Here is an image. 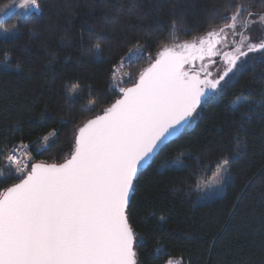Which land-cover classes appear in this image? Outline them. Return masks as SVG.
<instances>
[{"label": "trees", "instance_id": "1", "mask_svg": "<svg viewBox=\"0 0 264 264\" xmlns=\"http://www.w3.org/2000/svg\"><path fill=\"white\" fill-rule=\"evenodd\" d=\"M239 6L241 17L264 16V0H39V11L14 7L0 17L17 25L0 29V191L18 182L4 166L13 147L27 145L30 163H62L78 129L120 98V87L133 86L160 50L222 28ZM137 48L144 58L125 63ZM261 57L237 60L236 77L203 100L192 126L140 174L127 210L137 264H264ZM222 156L231 161L222 192L199 202L196 188ZM174 161L179 170L169 167Z\"/></svg>", "mask_w": 264, "mask_h": 264}, {"label": "snow or ice", "instance_id": "2", "mask_svg": "<svg viewBox=\"0 0 264 264\" xmlns=\"http://www.w3.org/2000/svg\"><path fill=\"white\" fill-rule=\"evenodd\" d=\"M12 3L19 9L39 11V0H32L28 7L16 0ZM11 6L0 10V17ZM241 7L225 17L233 22L226 27L236 28ZM252 15L249 11L248 16ZM243 22L247 24V18ZM258 22L264 24V16ZM204 43L185 45L179 51L166 49L154 62L149 60L150 67L138 82L120 87L122 96L79 128L64 163L17 167L18 182L0 191V264H137L136 238L127 210L140 174L193 123L202 98L205 102L215 98L212 92L218 86L223 90L236 77L237 60L249 52H264V41L249 42L247 50L237 49L239 55L211 80L195 70L196 60L216 54L210 42L207 48ZM143 58L137 48L125 63ZM8 159L19 165L15 156ZM230 165L228 157L220 158L217 185L224 183ZM169 167L179 170L180 162Z\"/></svg>", "mask_w": 264, "mask_h": 264}, {"label": "rangeland", "instance_id": "3", "mask_svg": "<svg viewBox=\"0 0 264 264\" xmlns=\"http://www.w3.org/2000/svg\"><path fill=\"white\" fill-rule=\"evenodd\" d=\"M12 5V4H11ZM15 5L11 6L10 8L6 9L3 13V16L6 15L8 12L14 8ZM17 8V7H15ZM34 8L29 7V9L24 11H31ZM35 10V9H34ZM2 16V17H3ZM261 16H249V17H241L239 16L237 18V21L235 22L236 28H229L223 26L219 29L210 30L205 35L192 39L190 41H186L174 46L166 47L162 50H160L155 58H159L160 54L167 50H176L179 51L182 46H189L196 45L197 47H200V42L204 41V47L207 48L209 42L213 46V52L216 53L212 56H205L203 60H196L195 63V70L199 73L201 78H208L211 80H216L226 69L227 61L233 57H236L239 55L237 49L240 51H246L247 50V44L249 42L252 43H259L261 41H264V24L258 22L259 18ZM247 18V24L243 22V19ZM252 21H257L256 23H252ZM233 23L231 20L228 22V24ZM129 56V55H128ZM127 56V57H128ZM127 57L123 61H126ZM186 68L191 70V66L186 65ZM230 74V73H229ZM119 76V71H116L114 78L117 79ZM228 77H225V80H227ZM221 84H224V81H221ZM221 90V87L218 86L216 90L212 92V97H214L219 91ZM211 98V97H210ZM198 113V111H197ZM196 114H194V120L196 119ZM192 123V124H193ZM192 124L190 126H192ZM189 126V127H190ZM186 127V128H189ZM49 137H45L42 140L43 146L47 144ZM24 160L30 163V155L25 149L24 153ZM219 171L218 167L215 169L214 173L211 175V177L205 181L202 182L199 186L196 188V192L198 194L199 202L213 199L218 197L222 189L225 185V182L228 178V173L225 174V181L223 184L217 185L215 183V179L217 172ZM170 264H179L178 261L170 260ZM169 262L167 264H169Z\"/></svg>", "mask_w": 264, "mask_h": 264}, {"label": "built area", "instance_id": "4", "mask_svg": "<svg viewBox=\"0 0 264 264\" xmlns=\"http://www.w3.org/2000/svg\"><path fill=\"white\" fill-rule=\"evenodd\" d=\"M24 153H25V148L21 146L13 147L5 157L4 166L12 169L16 173L18 166L23 167V165L28 163L27 161L24 160ZM9 156H15L19 161V165L12 164V162L9 161L8 159Z\"/></svg>", "mask_w": 264, "mask_h": 264}, {"label": "clouds", "instance_id": "5", "mask_svg": "<svg viewBox=\"0 0 264 264\" xmlns=\"http://www.w3.org/2000/svg\"><path fill=\"white\" fill-rule=\"evenodd\" d=\"M12 2H13V0H12ZM16 2H17V0H16ZM18 4L21 7H28V6H31L32 0H18ZM8 5H9V3H7V2L0 3V10H3ZM16 27H17V25L15 24V22L13 24L7 25V26L0 24V29H2L4 31H11L12 29H14ZM98 46H100V44L98 42L93 44L94 48H97Z\"/></svg>", "mask_w": 264, "mask_h": 264}, {"label": "water", "instance_id": "6", "mask_svg": "<svg viewBox=\"0 0 264 264\" xmlns=\"http://www.w3.org/2000/svg\"><path fill=\"white\" fill-rule=\"evenodd\" d=\"M149 67H150V65H149L148 67H146V68L141 72V74L144 73ZM141 74H140V75H141ZM140 75H139V77H140ZM139 77H138V79H137L136 82H138ZM131 87H132V86H131ZM206 94H207V93H206ZM121 96H122V94H121ZM203 100H204V98H202V101H203ZM101 114H102V113H101ZM92 119H95V117H94V118H91L90 120H92ZM88 121H89V120H88ZM88 121H87V122H88ZM87 122H85L81 127H83ZM81 127H80V128H81ZM78 130H79V129H78ZM77 133H78V131H77ZM77 133H76V134H77ZM75 137H76V136H75ZM64 162H65V161H63L62 163H64ZM37 163H38V162H37ZM133 246H134V245H133Z\"/></svg>", "mask_w": 264, "mask_h": 264}, {"label": "flooded vegetation", "instance_id": "7", "mask_svg": "<svg viewBox=\"0 0 264 264\" xmlns=\"http://www.w3.org/2000/svg\"><path fill=\"white\" fill-rule=\"evenodd\" d=\"M155 60H153V62H154ZM148 67V66H147ZM204 101H202L201 103H203Z\"/></svg>", "mask_w": 264, "mask_h": 264}, {"label": "crops", "instance_id": "8", "mask_svg": "<svg viewBox=\"0 0 264 264\" xmlns=\"http://www.w3.org/2000/svg\"><path fill=\"white\" fill-rule=\"evenodd\" d=\"M34 10V9H33Z\"/></svg>", "mask_w": 264, "mask_h": 264}]
</instances>
